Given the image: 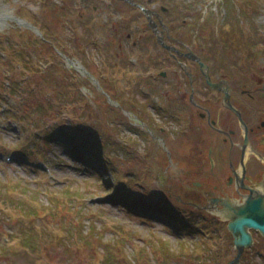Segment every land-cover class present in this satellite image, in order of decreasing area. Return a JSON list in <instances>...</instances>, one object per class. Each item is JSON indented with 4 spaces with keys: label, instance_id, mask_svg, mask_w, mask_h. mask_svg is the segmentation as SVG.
Returning <instances> with one entry per match:
<instances>
[{
    "label": "rangeland",
    "instance_id": "obj_1",
    "mask_svg": "<svg viewBox=\"0 0 264 264\" xmlns=\"http://www.w3.org/2000/svg\"><path fill=\"white\" fill-rule=\"evenodd\" d=\"M132 1L145 4L155 22L174 26L170 36L192 48L196 28L204 31L216 24L220 36H233L241 50L223 53L214 48L212 56L203 47L205 60L213 65L215 58L223 61L229 53L235 60L245 55L264 75V0ZM111 5L115 13L108 11ZM130 8L125 0H0V264H107L103 247L86 248L84 241L99 235L103 246L113 249L120 240L115 231H122L128 241L123 256L112 264H197L202 259L205 264H230L236 259L227 223L208 211L193 212V148L190 152L185 148L176 160L177 142L193 147V128L186 132L179 128L181 136L190 132L181 143L175 138L177 127L165 118L167 113L178 114L193 122L189 94L176 96L170 85L185 70L158 47L142 12ZM84 9L103 21L100 30L109 40L108 48L118 52L117 59L109 50L87 49L83 57L74 39L70 40L68 35L77 28L78 33L86 24L78 19ZM16 20L50 33L67 56L93 78L82 66L80 71L66 66L52 46L40 43L41 36ZM184 21L189 27L181 29ZM131 26L136 32L130 34ZM137 33L144 36L140 49L129 50L126 36L133 34L134 40ZM198 42L204 43L202 37L198 36ZM84 46L89 47V40ZM177 47L183 50L180 44ZM30 54L32 59H28ZM145 56L155 59L146 60ZM126 58L129 63L123 62ZM131 60L138 62L132 64ZM31 70L36 76L30 77ZM221 70L226 71L224 67ZM161 71L167 72V77L159 88L163 98L157 104L156 97L152 98L157 92L149 78L153 74L160 79ZM13 110L26 114L25 123L32 128L19 120V114L13 118ZM10 111L12 115L7 114ZM45 122L49 127L67 125L62 131L68 135L62 134L61 139L59 133V137L48 139L45 134L49 129L39 130ZM17 126L21 130H15ZM86 129L100 130L99 137H95L93 149L77 147V155L85 151L86 156L83 163L75 162L69 136L81 137ZM83 135L85 139L94 134ZM103 141L109 146H101ZM94 151L102 155V163L114 166L111 169L116 173L104 171L98 163L94 170ZM101 180H111L113 187L120 186L125 194L121 190L118 197L114 191L107 193ZM154 192L157 196H150ZM125 198L130 201H123ZM133 204L139 205L137 212L149 208L162 215L172 213L188 222L193 233V223L199 221L200 213H206L211 217L208 227L220 229L219 240L209 241L208 236L199 237L200 241L194 237L177 240L163 219L135 216L130 210ZM26 238H32L33 251L23 246ZM255 239V247L242 264H264V238ZM131 245L134 252L142 250L140 255H133Z\"/></svg>",
    "mask_w": 264,
    "mask_h": 264
},
{
    "label": "flooded vegetation",
    "instance_id": "obj_2",
    "mask_svg": "<svg viewBox=\"0 0 264 264\" xmlns=\"http://www.w3.org/2000/svg\"><path fill=\"white\" fill-rule=\"evenodd\" d=\"M203 47L213 56L212 43L199 44L195 35L193 62L185 59L193 63V74L185 82L178 77L181 94L190 95L193 107V122H186L193 128V147L177 142L176 160L185 148L187 152L193 148V211L221 215L254 193L264 196V75L254 60H235L231 53L212 65L205 60ZM197 59L207 65L206 70ZM171 115L175 138L183 143L190 132L181 136L180 123L176 121L178 127Z\"/></svg>",
    "mask_w": 264,
    "mask_h": 264
},
{
    "label": "water",
    "instance_id": "obj_3",
    "mask_svg": "<svg viewBox=\"0 0 264 264\" xmlns=\"http://www.w3.org/2000/svg\"><path fill=\"white\" fill-rule=\"evenodd\" d=\"M227 212V219H230L228 229L239 251L237 262L242 252L254 244L251 230L259 231L264 236V196L254 193L248 196L244 205L229 206Z\"/></svg>",
    "mask_w": 264,
    "mask_h": 264
},
{
    "label": "trees",
    "instance_id": "obj_4",
    "mask_svg": "<svg viewBox=\"0 0 264 264\" xmlns=\"http://www.w3.org/2000/svg\"><path fill=\"white\" fill-rule=\"evenodd\" d=\"M98 132H100V130H95V129H93L92 131L86 130V133H88V134L93 133L94 135L86 137L85 143L84 142L80 143V140H79L78 142H75L74 145L78 148H79V146L82 145L83 149H85L83 146H85V147L89 146L91 149H93V147L95 145V140H96L95 137L96 138L99 137ZM101 146H109V142L103 141ZM91 151H93V150H91ZM91 155H92L93 159L99 165H103V167L109 166L108 164L102 163V161L100 160V159H103L101 154H99V153L96 154V152L94 151V153L91 152ZM85 156H86V153L84 151L80 155H77L76 159H77V161L84 162ZM92 164L96 167L95 163H92ZM127 241H128V236L126 237L125 235H123L122 239L118 240L117 244L115 246L113 245L114 248L112 249L110 245H104L103 246V244L101 243L100 237H95V235H91L90 237H88L84 241V246L86 248H88V247H91V248L103 247L104 252L103 251L102 252L99 251V252L107 255L106 259H105V263L109 262L110 264H112V263H116L117 261H119L118 257L123 256V252L126 250ZM59 243H63V242L61 240H59ZM23 246L28 247L33 251V249H32V238H26V242L25 243L23 242ZM94 252H97V251L95 250ZM105 252H108L110 254L108 255V253H105ZM157 257L162 258L163 256H162V254H158ZM109 263H107V264H109Z\"/></svg>",
    "mask_w": 264,
    "mask_h": 264
},
{
    "label": "bare ground",
    "instance_id": "obj_5",
    "mask_svg": "<svg viewBox=\"0 0 264 264\" xmlns=\"http://www.w3.org/2000/svg\"><path fill=\"white\" fill-rule=\"evenodd\" d=\"M75 68L78 70V71H80L82 68H81V66H79L78 64H75Z\"/></svg>",
    "mask_w": 264,
    "mask_h": 264
}]
</instances>
